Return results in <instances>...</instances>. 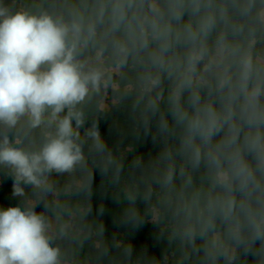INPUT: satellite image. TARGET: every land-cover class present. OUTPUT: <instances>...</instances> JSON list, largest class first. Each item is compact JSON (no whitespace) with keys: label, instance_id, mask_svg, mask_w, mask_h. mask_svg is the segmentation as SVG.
I'll use <instances>...</instances> for the list:
<instances>
[{"label":"clouds","instance_id":"obj_1","mask_svg":"<svg viewBox=\"0 0 264 264\" xmlns=\"http://www.w3.org/2000/svg\"><path fill=\"white\" fill-rule=\"evenodd\" d=\"M125 106L157 156L101 136ZM0 167V264H264V0H0ZM94 169L159 258L106 238Z\"/></svg>","mask_w":264,"mask_h":264},{"label":"trees","instance_id":"obj_2","mask_svg":"<svg viewBox=\"0 0 264 264\" xmlns=\"http://www.w3.org/2000/svg\"><path fill=\"white\" fill-rule=\"evenodd\" d=\"M92 119L93 118H90L86 122L84 128L91 126ZM117 119L122 121L128 119V109L126 106L121 109H113L104 116H100L98 118L99 131L101 133V136L107 142V144L111 148H113V150H115L118 145L120 147L134 145L136 152L142 154L145 160L148 159L149 154L153 156L157 143H154L152 140V134L156 132V121L153 120L151 133L147 137H144L142 135L140 140H134L130 135L127 134V129L122 130L116 126L115 121ZM83 131L84 129L82 128L81 132L83 133ZM121 131L125 133L123 138L121 137ZM13 179L14 178L11 175L10 170L0 167V203H5L7 201L14 200L19 197L13 195ZM100 182L101 176L99 170L94 169L92 217L103 221L105 226L106 238L111 241L113 234L129 233L133 236V240L131 242V244L133 245V260H135L136 255H138L141 250L145 247L147 248V254L149 256L155 255L157 258H159L162 252V243H159L155 240V235L157 232L154 233L153 231H151L144 233L143 230H140L139 228H143L146 222L139 228H134L130 225H122L118 222L114 223V220L119 219L121 207L115 205V202L112 199L110 192H108L107 195L102 196L100 190ZM25 192L26 194L30 193V187L25 186ZM101 202H103L105 206V212L102 216L97 217V211ZM138 206L143 209V202L138 201ZM42 210V207H37L36 209L37 212H40ZM247 259L249 264H251L252 258L248 257ZM240 264H243V259L241 260Z\"/></svg>","mask_w":264,"mask_h":264},{"label":"rangeland","instance_id":"obj_3","mask_svg":"<svg viewBox=\"0 0 264 264\" xmlns=\"http://www.w3.org/2000/svg\"><path fill=\"white\" fill-rule=\"evenodd\" d=\"M6 2H7V0H6ZM162 107H163V105H162ZM105 114H107V113H105ZM105 114H103L101 116H104ZM169 119H171V118L169 117ZM162 147H163V143L158 138L153 157H155V156H157L159 154V152L162 150ZM111 196H112V193H111ZM24 199L25 198H23V197H18V198L14 199V200H10V201H7L5 203H2L1 202L0 203V209H6L8 207H15V206H20V207L23 208V206H24ZM112 199H113V196H112ZM114 202H115V200H114ZM115 205L116 206H120L116 202H115ZM139 229L140 230H143L144 233L151 232V231H153L154 233L157 232V229L151 223H148V222L145 223V225L143 226V228H139ZM118 234H120L121 238L124 239V240H126V241L132 242V240H133V236L131 234H129V233L128 234L118 233ZM164 247H165V245L162 243V250H163Z\"/></svg>","mask_w":264,"mask_h":264}]
</instances>
